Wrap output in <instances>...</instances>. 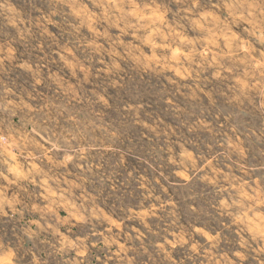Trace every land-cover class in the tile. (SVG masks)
I'll return each instance as SVG.
<instances>
[{
	"label": "rangeland",
	"instance_id": "374dc122",
	"mask_svg": "<svg viewBox=\"0 0 264 264\" xmlns=\"http://www.w3.org/2000/svg\"><path fill=\"white\" fill-rule=\"evenodd\" d=\"M0 264H264V0H0Z\"/></svg>",
	"mask_w": 264,
	"mask_h": 264
}]
</instances>
